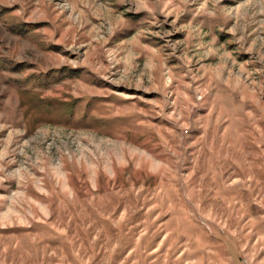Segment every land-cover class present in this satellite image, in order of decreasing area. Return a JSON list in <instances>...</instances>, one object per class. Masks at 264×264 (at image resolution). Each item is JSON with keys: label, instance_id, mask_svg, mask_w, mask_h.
Masks as SVG:
<instances>
[{"label": "rangeland", "instance_id": "374dc122", "mask_svg": "<svg viewBox=\"0 0 264 264\" xmlns=\"http://www.w3.org/2000/svg\"><path fill=\"white\" fill-rule=\"evenodd\" d=\"M0 264H264V0H0Z\"/></svg>", "mask_w": 264, "mask_h": 264}]
</instances>
